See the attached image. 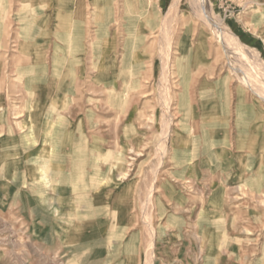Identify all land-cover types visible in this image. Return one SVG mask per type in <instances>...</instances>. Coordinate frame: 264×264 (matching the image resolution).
Instances as JSON below:
<instances>
[{
  "label": "rangeland",
  "instance_id": "obj_1",
  "mask_svg": "<svg viewBox=\"0 0 264 264\" xmlns=\"http://www.w3.org/2000/svg\"><path fill=\"white\" fill-rule=\"evenodd\" d=\"M166 41H172V61L165 89ZM262 69L264 0H0V91L12 107L13 101L20 103L15 104L17 144L26 141L21 134L30 130L34 135L28 144L45 140L40 134L47 121L37 109L51 91L53 99L64 92L69 102L90 103L92 112H81L71 124L76 127L84 117L88 135L79 138L90 165L96 139L110 140L114 147V156L105 161L121 159L120 129L126 131L128 146L142 145L138 155H128L123 169L80 170L88 202L81 191L80 232L73 244L43 250L33 239L31 248H24L29 234L8 238L0 231L1 241L15 240L14 248L0 251L11 252L19 264L28 256L32 264H264ZM79 79L85 86L77 84L72 96V82ZM27 96L30 121L18 119ZM163 99L173 114L169 147L175 145L177 151V175L170 183L168 152L164 164L157 165L165 137ZM57 114L49 124L54 132L63 127L54 119ZM247 122L256 142L254 166L245 176L246 171L234 170L240 180L229 186L226 203L239 210L238 230L221 233L211 197L225 179L223 160L235 165L241 156L247 161L248 154L233 149ZM226 149L230 154L224 155ZM184 161L189 166L206 162L201 174L210 178L200 183L199 170L194 174L189 166L180 167ZM110 174V194L94 198V180ZM193 180L195 184L188 183ZM152 184L156 190L150 197ZM165 184L174 193V205H169ZM139 186L142 196L136 202ZM94 199L110 209H94ZM126 200L124 213L120 205ZM209 224L212 231L206 230Z\"/></svg>",
  "mask_w": 264,
  "mask_h": 264
},
{
  "label": "crops",
  "instance_id": "obj_2",
  "mask_svg": "<svg viewBox=\"0 0 264 264\" xmlns=\"http://www.w3.org/2000/svg\"><path fill=\"white\" fill-rule=\"evenodd\" d=\"M72 83L75 84V86L72 87V89H74L72 96L77 94V91H75L77 84L85 86V82L81 81V79L73 81ZM8 90L13 93L12 86H9ZM67 96L64 95V92L63 95L57 92L53 99V93L51 91L47 92V101L45 98L44 100L41 98V106L37 109V111L41 110L40 113L44 112L45 120L47 121L48 126L44 128L42 130L44 132L41 131L42 133L40 134V137L45 138V140H36L35 142L38 141V143H41H36L35 145L28 141L30 143L28 144L26 142L27 138H31L34 135L32 134L33 130H30L27 132L24 131L21 134L23 137L22 141L25 140V138L26 141L17 144L15 104L20 103L13 101L12 104L14 106L12 107L10 97L0 91V223L2 224L0 225V231L8 238L11 234H15L16 232L29 234L27 240L24 242V248H31L33 239H36L35 242H38L39 248L43 250L67 247V244H73L74 241H77L79 238L78 233L80 232L79 216L81 208V191H84V197L88 202L87 187H81L84 183L81 184L82 178L80 170L89 167L95 169H123L127 167L128 161L126 158L128 155L132 153L138 155V151L142 149L141 143H137L134 148L128 146L127 135L124 134L126 131L120 129L119 135L117 136H119V155L121 159L118 161H105L104 159L114 156V147L110 143V140L105 141L96 139L95 141H97V143L92 151V153H95L94 161L90 165L88 161V149L82 151L80 146L79 137L85 138L88 135V129L83 128L84 117H82L80 124L76 127H72L71 124L79 120L81 118V112L88 111L91 105L86 101L81 102L78 98H72L71 102H69ZM23 100V116L18 119L25 118V121L33 120L32 109L29 104L31 98L27 96ZM81 106H83L82 109ZM90 112L92 111L89 110L88 113ZM54 113H58V116L56 115L57 117L55 116L54 119L56 118L63 122V127L56 132L52 131L49 125L53 120ZM64 123L66 124L64 125ZM34 130L36 133L37 129L34 128ZM226 146L231 148V145ZM233 149H237V153L241 151L244 152V154H248V158L247 161H245L243 157L239 156L237 159L241 160L236 162L235 165L224 161L225 159L222 162L223 165L221 168L223 170V175H225V179L221 178L219 180L220 187L211 197V207L217 212V218L221 220L222 228L217 229V231L221 233L238 230L239 210L238 208L228 209L226 202L229 200V186L239 184L237 181H239L240 178L238 175H235L234 170L240 169L246 171L245 174H243L245 176L246 173H250L247 170L254 166L253 154L256 152V142L250 122H247V124L244 125V129L239 131ZM228 150L226 149L224 151V155L230 154ZM176 153V146L171 145L169 147L168 160L166 163L168 168V183L177 175L176 170L178 165L175 161ZM101 158H103L104 161H101ZM202 163L206 162H200L199 166H189L187 162L184 161V163L179 166L182 168H188L189 166L194 174L198 170L201 174L203 172L202 170H205L203 169ZM207 172L208 170L206 173ZM208 177L210 178V175L203 178L201 174L198 180L202 183ZM243 179L246 184L249 183L248 178L243 177ZM94 181L95 185H93L94 187L92 190V192H94V198H98L99 194H103V196L104 194H110V190H112L111 174L108 178H99ZM195 181L196 180H193L188 183L195 184ZM167 185L165 184L163 187L167 189L166 197L169 205H172L173 202L174 205L176 203L174 193L169 187V184ZM128 189L129 187H126L125 191L127 192ZM141 190L142 188L139 186V190L136 189L135 191L136 202L138 199L140 201L142 196ZM87 205H84L83 208H88L89 206ZM92 205L94 209L99 212H104L107 208L110 209V206H105L106 204L103 201L95 204V199ZM120 207L124 209V213L127 212V200L124 201ZM207 227L206 230H210L211 224ZM177 231H180V229ZM210 231H212V229ZM51 236L55 238L53 243L49 241ZM1 239L4 238L0 237V250H10L14 248L13 242L15 240L1 241ZM54 259L57 258L55 257ZM22 263L32 264V257H24ZM0 264L19 263H17V258L12 255L11 252L8 251L5 253L0 251Z\"/></svg>",
  "mask_w": 264,
  "mask_h": 264
},
{
  "label": "bare ground",
  "instance_id": "obj_3",
  "mask_svg": "<svg viewBox=\"0 0 264 264\" xmlns=\"http://www.w3.org/2000/svg\"><path fill=\"white\" fill-rule=\"evenodd\" d=\"M163 27H165V25L163 26ZM162 29V28H161ZM163 29H165V28H163ZM162 29V30H163ZM169 32V31H168ZM162 33H164V32H162ZM161 33V34H162ZM170 34V33H169ZM228 34V33H227ZM163 35V34H162ZM162 35H160V37L162 36ZM159 37V38H160ZM67 38V37H66ZM165 38H166V36H165ZM168 38H169V36H168ZM232 38V37H231ZM231 38H230V40H231ZM161 39V38H160ZM167 39V38H166ZM165 39V40H166ZM233 39H234V37H233ZM232 39V40H233ZM236 39V38H235ZM66 40V39H65ZM164 40V39H163ZM162 40V41H163ZM164 40V41H165ZM169 40V39H168ZM167 42V41H166ZM234 42H236V41H234ZM66 43V42H65ZM164 43V42H163ZM158 44H159V41H158ZM236 44V43H235ZM159 46H161V45H159ZM163 46V45H162ZM164 48H165V46H164ZM162 50H164V49H162ZM165 51V50H164ZM166 51H167V55H168V57H167V59H166V67L164 66V69L166 70L165 72V79H166V81H165V89H166V86L168 85V76H169V74L167 73V70H170V68H171V61H172V41H168L167 43H166ZM166 53V52H165ZM68 54V53H67ZM174 54H176L177 55V52H175ZM161 55H163V54H161ZM160 55V56H161ZM68 56V55H67ZM74 56V55H73ZM162 57V56H161ZM160 57V58H161ZM163 59V58H162ZM73 60V59H72ZM75 60V59H74ZM73 60V61H74ZM78 60V59H77ZM79 61V60H78ZM61 62V61H60ZM72 62V61H71ZM164 62V61H163ZM165 63V62H164ZM62 65H63V63H61ZM57 65V64H56ZM75 66H77V65H75ZM58 67H59V65H58ZM63 67V66H62ZM55 69V68H54ZM263 70V74H264V69H262ZM55 71H57L56 69H55ZM262 72V71H261ZM56 73V72H55ZM58 75V74H57ZM59 76V75H58ZM70 76H71V74H70ZM75 76V75H74ZM59 78V77H58ZM72 78H74V77H72ZM75 80V79H74ZM164 80V79H163ZM164 100V99H163ZM164 107H165V117H166V119H165V121H162L165 125H163V127H161L162 129H164L165 128V137H164V140H163V143H162V145H161V143H160V148H158L159 149V152H160V154H161V161H160V163H157V165L158 164H160V165H162V164H164V161H163V159H164V157L166 156V154H167V152H168V147H169V137L171 136V126L173 125V114H172V110H171V112H170V102L168 101V103L166 102V99L164 100ZM163 117H164V115H163ZM162 126V125H161ZM164 131V130H163ZM161 133H162V131H161ZM162 135H163V133H162ZM163 139V138H162ZM159 146V145H158ZM157 149V150H158ZM195 149V148H194ZM197 151V150H196ZM198 152V151H197ZM157 154H159V153H157ZM197 154V153H196ZM194 156V155H193ZM157 158V157H156ZM156 158H154V159H156ZM159 160V159H158ZM44 162V161H43ZM154 162V161H153ZM47 163V162H46ZM45 163V164H46ZM159 165V166H160ZM161 167V166H160ZM159 167V168H160ZM156 169V168H155ZM155 171H157V170H155ZM57 172V171H56ZM157 174H158V171L157 172H155V175L154 176H157ZM52 175H53V173H52ZM57 175V174H56ZM53 177V176H52ZM43 180V179H42ZM149 190V189H148ZM156 190V187H154V185L152 184L151 185V187H150V191H149V196L151 197V195H153L152 193L154 192ZM147 192V191H146ZM147 194V193H146ZM148 220H149V218H148ZM150 221V220H149ZM153 238H154V236H153ZM153 244H154V242L152 241V243L150 244V246H149V252H147L148 254H147V256L148 257H150L151 259H152V257H153V249H152V247H153ZM146 256V257H147ZM149 258V259H150ZM147 260V259H146Z\"/></svg>",
  "mask_w": 264,
  "mask_h": 264
}]
</instances>
